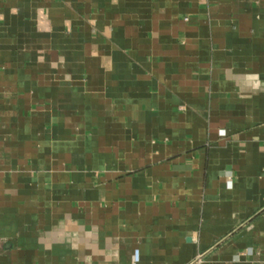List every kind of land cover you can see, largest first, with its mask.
<instances>
[{"label": "crops", "instance_id": "1", "mask_svg": "<svg viewBox=\"0 0 264 264\" xmlns=\"http://www.w3.org/2000/svg\"><path fill=\"white\" fill-rule=\"evenodd\" d=\"M0 264H264V0H0Z\"/></svg>", "mask_w": 264, "mask_h": 264}, {"label": "built area", "instance_id": "2", "mask_svg": "<svg viewBox=\"0 0 264 264\" xmlns=\"http://www.w3.org/2000/svg\"><path fill=\"white\" fill-rule=\"evenodd\" d=\"M224 132H222V134H223ZM231 173H228V181H227V183H228V185L231 187L232 186V179H231Z\"/></svg>", "mask_w": 264, "mask_h": 264}]
</instances>
